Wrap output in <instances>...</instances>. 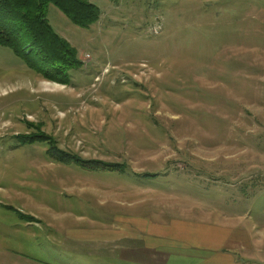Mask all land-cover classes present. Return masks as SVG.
<instances>
[{"label": "rangeland", "instance_id": "rangeland-1", "mask_svg": "<svg viewBox=\"0 0 264 264\" xmlns=\"http://www.w3.org/2000/svg\"><path fill=\"white\" fill-rule=\"evenodd\" d=\"M91 3L100 16L85 29L47 6L49 25L82 63L66 85L0 47V238L37 222L21 205L56 204L65 193L120 205L155 195L176 205L178 220L202 222L193 238L241 229L264 238V0ZM36 130L65 153L126 171L55 163L44 143L15 139Z\"/></svg>", "mask_w": 264, "mask_h": 264}, {"label": "crops", "instance_id": "crops-1", "mask_svg": "<svg viewBox=\"0 0 264 264\" xmlns=\"http://www.w3.org/2000/svg\"><path fill=\"white\" fill-rule=\"evenodd\" d=\"M63 196L56 204L20 206L37 222H20L11 238H0V264H264V238H242V229L225 238L220 232L204 238V231L193 238L194 225L202 222L178 220L171 199L164 207L155 195L137 205ZM33 238H43L35 249Z\"/></svg>", "mask_w": 264, "mask_h": 264}, {"label": "trees", "instance_id": "trees-1", "mask_svg": "<svg viewBox=\"0 0 264 264\" xmlns=\"http://www.w3.org/2000/svg\"><path fill=\"white\" fill-rule=\"evenodd\" d=\"M50 4L73 25L82 29L99 20V9L91 0H0V47L9 49L29 70L44 80L66 85L68 72L81 68L82 63L77 51L49 25L47 6ZM27 127L33 128L30 124ZM15 139L21 145L44 143L46 157L55 163L76 166L89 172L122 174L126 171L125 164L83 160L77 155L65 153L57 148L53 138L38 130L32 134L17 135ZM143 176L155 178L152 174ZM18 215L21 220L32 221Z\"/></svg>", "mask_w": 264, "mask_h": 264}]
</instances>
